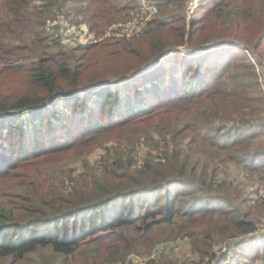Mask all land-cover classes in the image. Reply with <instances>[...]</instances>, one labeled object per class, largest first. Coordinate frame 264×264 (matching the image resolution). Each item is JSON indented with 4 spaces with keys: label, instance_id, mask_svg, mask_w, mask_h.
I'll list each match as a JSON object with an SVG mask.
<instances>
[{
    "label": "trees",
    "instance_id": "1",
    "mask_svg": "<svg viewBox=\"0 0 264 264\" xmlns=\"http://www.w3.org/2000/svg\"><path fill=\"white\" fill-rule=\"evenodd\" d=\"M124 1L4 0L0 7V50L8 54L14 36L30 42L15 46L7 63L26 73L22 95L0 96V181L30 168L20 173L17 189H0V264H124L130 252L158 247L162 234L189 227L195 229L191 248L205 264H264V234L249 236L258 228L248 200L218 194L225 179L216 186L223 164L264 181V147L256 146L264 138L263 109L246 103V94L261 92L257 65L263 60L247 43L255 62L214 37L188 45L198 54L185 56L179 48L205 19L192 21L194 30L178 33L180 41L172 44L177 49H168L157 34L168 19L182 22L187 0H155L160 12L143 32L157 48L155 63L89 77L85 56L95 40L62 38L63 27L50 26L51 18L64 14L100 37L143 7ZM213 15L226 23L235 13L218 4ZM74 40L79 42L69 44ZM262 40L264 31L253 43ZM109 136L122 143H103L106 152L95 165L86 161L81 172L60 169L64 175L57 179L66 189L46 175L58 169L56 162L35 166L40 156L66 154L86 138ZM140 142L159 155H141ZM79 160L76 152L73 163ZM201 226L204 231H196Z\"/></svg>",
    "mask_w": 264,
    "mask_h": 264
},
{
    "label": "rangeland",
    "instance_id": "2",
    "mask_svg": "<svg viewBox=\"0 0 264 264\" xmlns=\"http://www.w3.org/2000/svg\"><path fill=\"white\" fill-rule=\"evenodd\" d=\"M110 1L111 3L116 2V0ZM3 2L4 0H0V7ZM156 2L155 0H125L123 3H129V5L140 3L143 7L141 10H136V13L131 14L132 19H125L124 17L120 18L118 23L112 25L100 37L90 33L87 25H77L83 28L84 32L95 40V42L91 43L95 44L94 50L87 52L85 56V59L88 61L86 63L87 68L90 71V73H87V76H105L106 73L104 72L116 73L112 70L114 68L117 69L118 66H121L120 71H129L131 68L140 65V63H144L142 68L147 70L145 68L150 63H155V60L152 61L151 59L157 51V48L154 45L152 47L149 46L150 42L152 43L153 41L150 40V36L145 38L143 32L146 29V23L155 19L160 12L158 9L159 7L156 6ZM218 4H223L225 9H230L235 13L231 22L226 20V23H222L220 20L216 19L214 15L210 17L212 10H214ZM153 6H155L154 9H156V12L151 10V7ZM212 7L214 8L212 9ZM182 11V15L184 16L182 22L179 21L180 17L174 20L168 19L166 20V28L162 29L159 34H157L161 38L164 46H167L168 49H177V47L172 44H177L180 41L178 33H182L184 29L187 33L194 30L192 21L197 20L199 22L200 19H205L204 25L199 28V31L196 30L194 32L195 36L192 39L186 36L185 41L191 39V42L189 41V44L179 48L180 50L185 51V56L192 58V56L198 54L192 53L197 52L199 48H196L193 51H188L190 50L189 46L192 47L198 39L205 41L209 38L213 39L214 37L225 40L229 46L236 47L243 54L249 56V59L254 62L256 61V58L251 57V55H253L252 52L256 51L257 56L259 59L261 58L264 63V40L261 41V45L258 44L259 47L257 44L253 43L255 39H259L260 34L264 31V0H187L185 8H183ZM170 14L171 12L168 11L167 15ZM208 14L209 16L207 17ZM61 15H63L67 22H69L66 15L58 14L54 17L55 19L51 18V23L57 21L58 17ZM64 33L62 38L67 37V34L64 35ZM77 42L79 41L74 40L69 44L75 45ZM24 43L26 44L30 42L25 40L22 41L14 36L7 42L6 47L9 53L5 55L3 49L0 50V96L6 94L7 97H9V95L15 96L16 94L22 95L20 91L25 89L23 83L26 81V73L24 71L13 69V66L11 65H7V63L14 57L12 50L15 46H21ZM105 43H111L112 46L109 48H102V45ZM154 43L159 45L157 40L156 42L154 41ZM243 43H247V45L251 46L255 51L248 49V46ZM210 44L211 42L206 43V46ZM52 51L53 49H49L48 54ZM34 52L37 53L38 49H35ZM147 58H149L150 61H147ZM257 70L260 77L261 92L259 90V92L254 94H246V97H248L246 103H253L257 110H260L262 107L263 113L260 116H262L261 119H264V66L257 65ZM105 82H107L106 79L101 81V83ZM253 97L258 99H253ZM261 100L263 103H261ZM229 108L230 110H234L235 106L231 103ZM229 114L230 111H227V115ZM102 120L105 122L109 121L104 115L102 116ZM109 137L110 138L106 137L99 140L86 138V140L78 146L77 150H72L61 155L57 153V155L46 158H42L44 155L40 156L36 160L35 163H37V165L35 166L47 169V166L44 164L45 161L56 162L55 166L58 169L55 172L47 173V171H45L46 175L51 183L58 184L62 189H66L57 177H63V172L69 171V169L81 172L86 161L90 162L91 166L95 165L101 160L106 152L107 147L103 146V143H107V146H116L122 143V139H120L118 143H115L113 142L115 139H112L111 136ZM123 142H126V140H123ZM256 146L259 148L264 147V138H259L256 141ZM137 147L141 155L148 150L153 151L154 155H159L156 150H152V148L141 142ZM76 152H80V160L74 164L73 160ZM159 157L160 156H156L155 160L158 161ZM140 159L138 158V162ZM203 160L204 158H202V161ZM61 168L63 169V172H61ZM222 168L223 171L218 173L222 178L216 180V186H220L224 183L222 179H225L227 185L222 188L223 191L217 193L222 195L225 194L238 203H241L240 201L243 199H247L248 202H246L245 205L253 211L252 213L254 214L255 223L258 228L257 234H264V196H261L260 193L258 194L259 190L264 191V181L258 179L257 173L247 172L245 170L239 171L232 164H223ZM27 170H30L28 166L20 168L16 172L18 173V176L13 180L0 181V189H17L21 182H23V176H21L20 173H24ZM26 179L27 178L25 177V180ZM49 180L46 182L48 183ZM10 184L11 187L9 188ZM216 188L221 189V187ZM68 189L71 188L68 187ZM252 199H256V201L252 202ZM244 208L246 211L248 210L246 206ZM194 230V228L189 227L186 230L172 234L170 237L168 234H162L163 238L161 243L158 244V247H145L140 251L130 252L125 257L124 264H205V260L202 261L198 253H195L191 248V238L189 235L190 231ZM196 231L203 232L204 227H198ZM229 240L217 245V250L221 251L223 247H225V243ZM104 258L105 254L101 252L100 260L103 261Z\"/></svg>",
    "mask_w": 264,
    "mask_h": 264
},
{
    "label": "built area",
    "instance_id": "3",
    "mask_svg": "<svg viewBox=\"0 0 264 264\" xmlns=\"http://www.w3.org/2000/svg\"><path fill=\"white\" fill-rule=\"evenodd\" d=\"M154 7L155 6L151 7V10L156 12V9H154ZM58 23H60L63 26V30L65 32V35L67 34V36H72L74 39L86 40L88 37H91L87 33L84 32L83 28H81L75 24H71V23L67 22L66 18L63 15L59 16L58 20L55 21L54 23H52L50 26H54ZM259 193L261 196H264L263 190L262 191L259 190L258 194ZM255 201H256V199H252V202H255ZM257 231L254 233H249V236L257 234Z\"/></svg>",
    "mask_w": 264,
    "mask_h": 264
}]
</instances>
